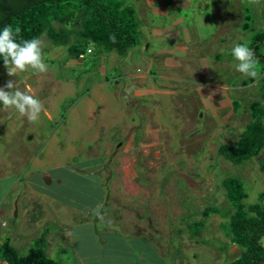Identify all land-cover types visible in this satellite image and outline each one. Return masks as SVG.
Wrapping results in <instances>:
<instances>
[{"label":"rangeland","instance_id":"374dc122","mask_svg":"<svg viewBox=\"0 0 264 264\" xmlns=\"http://www.w3.org/2000/svg\"><path fill=\"white\" fill-rule=\"evenodd\" d=\"M126 1L136 11L135 47L145 59L129 66L128 77L116 79L119 87L140 80L122 89L116 101L106 99L105 104V98L92 95L82 101L66 83L60 91L53 89L52 81L45 85L32 69L10 77L0 64V87L10 79L21 90L29 84L52 115L42 112L32 123L0 103V140L3 125L13 123L15 156L24 152V161L32 165L27 176L0 180V209L6 210L0 215L6 224L0 227V242L16 226L25 233L20 236L28 235L21 243L11 239L21 254L47 231L45 250L63 264H226L240 247L226 235L232 207L222 179L240 177L247 204L264 191V150L239 165L217 154L220 144L237 141L250 120L248 103L260 99L259 78L249 81L236 71L231 49L252 34L241 28L245 7L254 19L252 29L264 27V0L259 6L249 0ZM82 17L81 11H72L53 25L70 30L74 42ZM39 38L50 43L43 49L50 72L65 76L62 59L48 57L50 49L65 51L67 46L51 45L45 33ZM89 61L86 69L92 68ZM77 84L80 93H88V86ZM129 98L135 102L126 105L123 100ZM93 101L98 111L85 110ZM97 135L95 144L87 145ZM58 144L62 150L48 153ZM35 156L38 166L28 162ZM26 180L27 195L22 194ZM35 200H41L40 206ZM98 205L102 219L94 214ZM208 205L221 211L204 218L203 227L192 234L187 223L201 219ZM66 206L78 212L70 215ZM83 217L92 223L80 225ZM96 225L110 229L95 236ZM65 229L71 230L72 241ZM261 242L264 246V237Z\"/></svg>","mask_w":264,"mask_h":264},{"label":"trees","instance_id":"16d2710c","mask_svg":"<svg viewBox=\"0 0 264 264\" xmlns=\"http://www.w3.org/2000/svg\"><path fill=\"white\" fill-rule=\"evenodd\" d=\"M72 11H81V28L76 31V38L71 42V31L56 28L54 21L64 19ZM251 10L244 9L241 28L252 30L247 44L259 59L260 99L248 103L250 120L238 136L235 143H222L217 154L228 162L239 165L258 156L264 150V27L253 30ZM264 18V14H263ZM5 25L13 30L21 29L16 42L31 40L45 33L54 45L67 46V52L73 57L94 47L101 51H115L124 54L138 43L139 22L133 5L126 0H0V31ZM71 42V43H70ZM3 57L0 56V64ZM249 78V81H252ZM234 107L237 105L234 103ZM221 185L232 212L227 221L226 235L230 241L240 247L236 258L226 264H263L264 246V191L259 199L247 204V193L240 177L229 175L222 179ZM221 208L206 206L201 219L187 223L192 234H196L204 225V218L211 213H219ZM47 233V231H46ZM46 233L42 232L21 254L9 238L0 242V260L6 264H63L50 257L45 248Z\"/></svg>","mask_w":264,"mask_h":264},{"label":"crops","instance_id":"0c3cea01","mask_svg":"<svg viewBox=\"0 0 264 264\" xmlns=\"http://www.w3.org/2000/svg\"><path fill=\"white\" fill-rule=\"evenodd\" d=\"M45 41H48V40L46 39ZM49 44L50 43L46 42V46H50ZM51 45L55 46L52 43H51ZM91 48H92V52H90V53H85L86 51H84L85 56L83 58H79L78 56L73 57V56L69 55L67 52V48L65 51L58 50V48L56 49V51H53L52 49H50L51 50L50 51L51 57H48V59L51 58V59H49L50 61H53V59L55 57L60 58V60L62 59L64 65L66 67V68L65 67L62 68V69L65 68V70H64L65 76H63L62 74L56 75L55 73H51L50 72L51 68L49 67L48 72L39 73L37 75L36 79L41 81L42 79L45 78V85H47L48 81H52L51 84H52L53 89H56L59 91L62 89L63 84L66 83L67 84L66 89L73 90L74 96H76V98L79 100L82 99V101L90 95H92L94 98H100L102 96L103 99L105 98L104 100H102L103 103H105V104H106V101H105L106 99L112 98L113 101L114 100L116 101V97H115L116 95L122 96L121 91L125 87L126 88H128V87L130 88L132 86L135 87L138 83H140V80L138 81V83H136L135 79L132 78L130 81L131 83L129 82L128 85H124L122 87L115 85V84H119V81L116 80L118 77H121V76L128 77L129 76V72H128L129 66L134 65L135 62L139 58H144V52H142L139 48L133 47V48L129 49V50H131L129 55L126 54L127 52L124 53V55L126 54V56H120L122 54H118L115 51H98L96 53L95 48L94 47H91ZM87 59L90 60L89 62H91V66H92L91 69H86V67H85V64L88 61ZM46 61L47 60L45 59V62ZM92 69H94V70H92ZM111 70L118 72V75H115V74L112 75L111 74L109 77L108 72H110ZM146 76H147V74L140 75V77H146ZM79 82L81 83L80 86L82 88L88 86V88H87V90L89 89L88 93L85 94L84 93L85 91H83L81 93L78 91V84L77 83H79ZM69 83L73 84V88L69 89V87H70ZM25 85L29 86V84H25ZM31 85L33 86L35 84L31 83ZM41 85H42V83L38 84L39 89L41 88ZM41 90H43V89H41ZM104 90H105V93L103 92ZM33 92H34V89H33ZM135 94L136 93H133L130 96L134 98V97H136ZM130 99L131 98H129V101L126 99H124L123 101L127 105V104H129ZM131 101L135 102L133 99H131ZM95 104H96L95 101L91 102V104L88 105V107L85 110L93 109V107H94V110L98 111V109L95 107ZM131 106L133 107V105H131ZM123 109H126V106H123L122 110ZM47 115L49 118L52 116L49 110H47ZM123 115L126 116L125 113ZM127 117L130 118V120H133V119H131V117L129 115ZM122 120H123V122L129 123V121L126 120L125 118ZM130 122L133 123V121H130ZM124 126H125V124H124ZM13 127H14L13 123L8 124V125L4 124L2 127L4 130L3 134L5 135V138H2V140H0V144H1L0 145L1 146L0 147V180H2V181H4V179L7 177H12L13 175H15V176L26 175L27 176L28 175L27 173L32 166V165H29V163H27L26 161H24V158H26V154L24 155V152H21V156L20 155L15 156L14 144H13L15 138H14V133L12 131ZM96 138L98 139V135H97V137L92 138V140H90L87 143V145L95 144ZM135 138H138V136ZM59 146H60V144H58L56 147L54 146L56 149L54 147H52V148L49 147L50 149L48 148L49 149L48 153L53 154L54 150L59 152L60 150H62ZM40 150H42V149L40 148ZM31 160H32V163H34L33 165L37 164V166H38L39 162H38V158L36 156L34 159L29 158L28 162H30ZM23 165H25V166H23ZM21 179L22 178H20V180ZM26 181H27V186H26V182L23 183L22 194L27 195V192L30 189V184H29V180H26ZM57 182L60 184L61 179H59V181H57ZM11 186H13V184ZM12 190L13 189H11V191ZM36 201H37L36 204H38L40 206L39 202L41 203V200H35V202ZM30 207H31V205H30ZM68 209H70V211H69L70 215H72L71 214L72 212H73V214L78 212L76 208H74L72 210V208L70 206L69 207L66 206V208L64 210L66 211ZM4 211H6V210L0 209V215H2ZM41 216H42V214H40V216L35 220L37 225L36 226L34 225V230L38 229L37 226L40 225L39 221L42 220V218L40 219ZM86 218L87 217H83L82 219H80V223H81L80 225H89L90 223H92L91 220H87L88 218L87 219ZM101 222H102V220H101ZM4 225H6V224L1 221L0 227H2ZM106 229H110V228H106L104 225L103 226L96 225L92 232H94V235L96 236V234L102 233L101 230H106ZM64 232H65V230H64ZM1 234H2V231L0 230V235ZM23 234H25V233L23 231H20L16 226H11L9 228V230L6 233H4L5 239L10 237L9 238L10 241H11V239L14 240L15 244L21 243L27 239V237H28L27 234H26L27 237L20 236ZM68 237L70 238L71 241L73 240L72 236H68ZM4 240H2V238H1V242H3ZM47 247H48V245H46V248ZM81 264H87V263L84 260L81 262Z\"/></svg>","mask_w":264,"mask_h":264},{"label":"clouds","instance_id":"9594fccd","mask_svg":"<svg viewBox=\"0 0 264 264\" xmlns=\"http://www.w3.org/2000/svg\"><path fill=\"white\" fill-rule=\"evenodd\" d=\"M260 2L261 0H249L253 6H259ZM20 31L19 27L13 30L10 25H5L0 31V56L3 57L8 75L11 77L18 72H25L29 69L37 73L48 72L49 65L45 63L43 52L44 47H46L45 40L37 37L18 43L15 37L19 35ZM231 53L237 62L235 63L236 71L253 80L259 78V59L253 49L247 44L237 43L232 47ZM0 103L6 110L15 109L32 123L40 120L42 112L47 113L43 102L36 96L31 86L26 85L25 89L21 90L11 79L0 87ZM101 208L102 205H98L94 209V214L102 219ZM65 235L71 236V230L65 229Z\"/></svg>","mask_w":264,"mask_h":264},{"label":"built area","instance_id":"2783aa9c","mask_svg":"<svg viewBox=\"0 0 264 264\" xmlns=\"http://www.w3.org/2000/svg\"><path fill=\"white\" fill-rule=\"evenodd\" d=\"M90 52H92V48L91 47L87 48L85 53H90ZM85 53L84 52L83 53H80L78 55V57L79 58H83L85 56Z\"/></svg>","mask_w":264,"mask_h":264}]
</instances>
